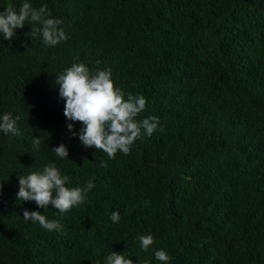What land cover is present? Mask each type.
Instances as JSON below:
<instances>
[{
    "label": "trees",
    "instance_id": "obj_1",
    "mask_svg": "<svg viewBox=\"0 0 264 264\" xmlns=\"http://www.w3.org/2000/svg\"><path fill=\"white\" fill-rule=\"evenodd\" d=\"M22 2L0 0V12ZM29 2L62 19L68 39L0 34V115L20 117V135L0 132V264H105L112 251L162 264L161 249L169 264H264V0ZM78 62L111 68L116 87L145 96L138 119L159 118L128 155L70 138L67 124L83 125L65 117L56 81ZM61 143L68 159L51 150ZM50 163L70 187L95 184L62 219L17 200L20 175ZM25 209L62 229L25 221Z\"/></svg>",
    "mask_w": 264,
    "mask_h": 264
},
{
    "label": "clouds",
    "instance_id": "obj_2",
    "mask_svg": "<svg viewBox=\"0 0 264 264\" xmlns=\"http://www.w3.org/2000/svg\"><path fill=\"white\" fill-rule=\"evenodd\" d=\"M0 12V34L3 39L11 41L14 37L20 39V32L27 37H39L45 46H56L68 39L61 27L63 20L53 18L47 5L34 8L29 0H23L19 8L9 5ZM177 12V11H174ZM42 36V37H41ZM79 60V57L76 58ZM111 68L90 70L84 62L73 63L71 67L57 76L59 93L65 103L64 115L72 122H80L83 127L77 133L75 124L68 123L67 130L71 137L79 136L85 148L95 147L107 154L109 159L115 158L118 152L128 155L134 143L142 138V130L151 136L158 128L159 118L150 116L138 119L145 111L147 100L143 94L125 93L116 87ZM20 117L11 112L0 115V132L20 135L17 122ZM160 131H163L161 128ZM41 138L33 139V147L39 148ZM60 159H68L67 144L51 148ZM87 159H85V162ZM101 167H107L106 161L100 162ZM71 177L63 175L56 163H50L39 171L28 175H20L18 201H34L39 208L47 209L49 205L58 210L61 219L64 213L74 206L82 204L87 199L88 192L95 187L89 180L83 187H70ZM3 185L0 183V189ZM119 211L112 213L110 219L116 223L120 220ZM23 219L38 223L48 231L60 230L59 220H49L39 211H23ZM141 248L147 251L154 243L151 234L140 235ZM155 258L162 264H169L170 256L166 250H157ZM105 264H133V260L124 254L112 251L105 258ZM141 264V262H140Z\"/></svg>",
    "mask_w": 264,
    "mask_h": 264
}]
</instances>
